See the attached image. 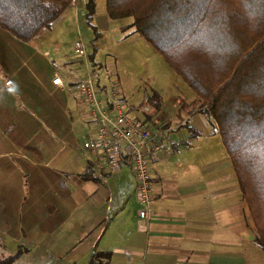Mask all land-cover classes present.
Returning <instances> with one entry per match:
<instances>
[{
	"label": "crops",
	"instance_id": "1",
	"mask_svg": "<svg viewBox=\"0 0 264 264\" xmlns=\"http://www.w3.org/2000/svg\"><path fill=\"white\" fill-rule=\"evenodd\" d=\"M38 33L21 41L0 28V255L19 252L11 264L32 253L43 257L40 264H86L94 251L109 252L107 264H264L222 144L214 157L195 153L190 136L201 129L193 125L206 121L197 106L190 109L196 96L180 120L175 113L178 124L148 121L151 133L167 134L175 145L146 156L150 203L140 218L126 158L78 149L68 115L69 104H78L77 79L51 68L35 44ZM55 73L62 86L51 83ZM56 110L63 122L52 120ZM81 118L93 135L89 118ZM88 167L92 179H82Z\"/></svg>",
	"mask_w": 264,
	"mask_h": 264
},
{
	"label": "trees",
	"instance_id": "2",
	"mask_svg": "<svg viewBox=\"0 0 264 264\" xmlns=\"http://www.w3.org/2000/svg\"><path fill=\"white\" fill-rule=\"evenodd\" d=\"M70 2L0 0V28L27 41ZM93 5L86 0L87 18ZM104 7L109 18H131L133 32L195 94V111L219 135L253 222V242L264 253V0H104ZM160 104L153 91L146 117ZM81 176L92 179L90 168ZM18 254L0 255V264H11ZM108 259L109 252L94 251L86 264Z\"/></svg>",
	"mask_w": 264,
	"mask_h": 264
},
{
	"label": "rangeland",
	"instance_id": "3",
	"mask_svg": "<svg viewBox=\"0 0 264 264\" xmlns=\"http://www.w3.org/2000/svg\"><path fill=\"white\" fill-rule=\"evenodd\" d=\"M93 1V13L90 17L87 18L86 15V0H73L47 27L39 30L35 38L37 43L34 42L44 52L46 59H49L51 68L58 70L66 79L91 76L101 87L98 90V96L101 98L104 97L105 87L110 83L119 93L118 104L130 116L136 115L138 119L151 123L153 118L157 127L163 121L168 122H164L165 126L178 124L176 117L174 118L175 113L180 120L179 114L187 109L186 104H190L191 97L195 99V94L165 60L141 36L133 32L129 26L131 18H109L105 12L104 0ZM75 41L82 44L84 54L81 56L73 51ZM38 75L42 76V73ZM70 89L75 92L74 88ZM153 91L160 95L161 104L159 111L152 114L153 116H147L148 119L147 112L141 113L140 109L145 105L146 97ZM75 93L77 110L74 104H69L68 115L71 117L76 145L78 149L84 150L81 147L83 141L88 138V130L87 126L82 124L81 117L87 116L79 94ZM56 112L59 116L56 114L52 120L63 122L66 119L65 114L58 110ZM199 116L208 121L205 115ZM43 120L48 125L52 124L51 118ZM206 121H199L198 126L192 124L200 128L201 133L190 136L192 144H195L194 150L198 151L195 153L201 159L214 157L221 147L218 134H212L213 123ZM149 128L154 129L152 125H149ZM123 168L128 171L127 167ZM10 248L7 247L8 250H11ZM27 256L22 262L18 260L13 264H40L43 261L40 254L32 253ZM74 264L82 262L80 260Z\"/></svg>",
	"mask_w": 264,
	"mask_h": 264
},
{
	"label": "built area",
	"instance_id": "4",
	"mask_svg": "<svg viewBox=\"0 0 264 264\" xmlns=\"http://www.w3.org/2000/svg\"><path fill=\"white\" fill-rule=\"evenodd\" d=\"M73 51L78 56L84 54L79 41L73 43ZM51 83L62 86L64 80L60 74L55 73ZM71 85L79 94L86 116L94 128L93 135L84 140L82 146L89 150L100 148L112 159L119 155L126 158L134 177L135 195L140 205L137 215L140 218L146 217L150 203V171L146 156L153 152L168 153L175 145L174 139L161 132L151 133L148 121L128 115L118 104L119 93L110 83L105 87L103 98L98 96L96 81L89 75L72 81ZM108 102L111 103V110L108 109ZM149 110L148 105L140 109L141 113ZM115 169V163L111 162L109 170Z\"/></svg>",
	"mask_w": 264,
	"mask_h": 264
}]
</instances>
